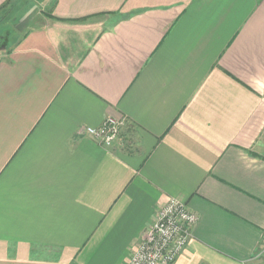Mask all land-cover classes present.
I'll return each instance as SVG.
<instances>
[{
    "label": "crops",
    "instance_id": "obj_1",
    "mask_svg": "<svg viewBox=\"0 0 264 264\" xmlns=\"http://www.w3.org/2000/svg\"><path fill=\"white\" fill-rule=\"evenodd\" d=\"M34 2L0 50V264H124L172 196V264H264V0Z\"/></svg>",
    "mask_w": 264,
    "mask_h": 264
},
{
    "label": "built area",
    "instance_id": "obj_2",
    "mask_svg": "<svg viewBox=\"0 0 264 264\" xmlns=\"http://www.w3.org/2000/svg\"><path fill=\"white\" fill-rule=\"evenodd\" d=\"M124 117L108 116L100 125H88L85 133L109 147L120 137ZM199 214L186 201L172 196L155 213L142 240L124 264H172L182 253Z\"/></svg>",
    "mask_w": 264,
    "mask_h": 264
},
{
    "label": "rangeland",
    "instance_id": "obj_3",
    "mask_svg": "<svg viewBox=\"0 0 264 264\" xmlns=\"http://www.w3.org/2000/svg\"><path fill=\"white\" fill-rule=\"evenodd\" d=\"M25 5L24 6H20L16 9L15 6H12L11 9L9 10H5L4 15H0V20H2L1 18L7 19V21H0V50L2 48H4L3 46H5L7 44V40L10 36V32L11 29L14 28L19 22L22 21V17L23 14L30 12V10H33L35 8V2L34 0H25L24 1ZM18 13L16 15H14L15 13ZM15 16V19H14ZM5 35V40L3 42V37ZM13 34H11L10 39H13ZM7 41V42H6ZM3 42V43H2Z\"/></svg>",
    "mask_w": 264,
    "mask_h": 264
},
{
    "label": "trees",
    "instance_id": "obj_4",
    "mask_svg": "<svg viewBox=\"0 0 264 264\" xmlns=\"http://www.w3.org/2000/svg\"><path fill=\"white\" fill-rule=\"evenodd\" d=\"M9 3H11V0H7L0 8L3 9L4 7H6ZM2 20L0 21H7V19L1 18Z\"/></svg>",
    "mask_w": 264,
    "mask_h": 264
}]
</instances>
